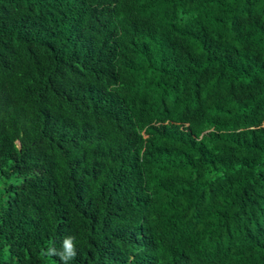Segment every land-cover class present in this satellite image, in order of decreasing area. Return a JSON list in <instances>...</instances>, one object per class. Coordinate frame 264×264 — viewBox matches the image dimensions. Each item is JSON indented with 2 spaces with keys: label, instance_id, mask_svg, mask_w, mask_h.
I'll return each instance as SVG.
<instances>
[{
  "label": "trees",
  "instance_id": "16d2710c",
  "mask_svg": "<svg viewBox=\"0 0 264 264\" xmlns=\"http://www.w3.org/2000/svg\"><path fill=\"white\" fill-rule=\"evenodd\" d=\"M264 264V0H0V264Z\"/></svg>",
  "mask_w": 264,
  "mask_h": 264
},
{
  "label": "clouds",
  "instance_id": "9594fccd",
  "mask_svg": "<svg viewBox=\"0 0 264 264\" xmlns=\"http://www.w3.org/2000/svg\"><path fill=\"white\" fill-rule=\"evenodd\" d=\"M74 241L75 237L73 236L65 237L59 250L54 246H50L46 251H42V255L56 256L61 264H69L77 255Z\"/></svg>",
  "mask_w": 264,
  "mask_h": 264
}]
</instances>
